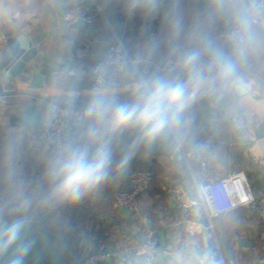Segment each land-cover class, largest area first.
I'll list each match as a JSON object with an SVG mask.
<instances>
[{
    "label": "crops",
    "instance_id": "obj_1",
    "mask_svg": "<svg viewBox=\"0 0 264 264\" xmlns=\"http://www.w3.org/2000/svg\"><path fill=\"white\" fill-rule=\"evenodd\" d=\"M73 3L88 5L91 23L65 24L64 13ZM145 25L139 13L131 18L126 15L123 0H0V52L10 35L25 34L54 65L49 83L31 88L29 78L16 77L17 93L0 97V155L4 147L14 143L23 175L33 184L41 183L50 158L40 139L42 128L49 124V102L85 104L87 92L95 83L89 66L116 42L114 33L131 48ZM158 26V19L148 24L152 31ZM84 44L88 50L79 58L75 52ZM245 78L244 91L224 104L205 100L195 106L191 140L182 152L164 143L166 153L142 147L127 169L119 171L116 164L130 143L125 137L117 143L112 171L103 184L75 204L41 206L28 218L36 220L48 214L37 225L55 238L69 264H78L90 252L108 249L110 258L98 264L141 262L133 255L134 249L149 233L157 238L158 231L163 232L166 246L158 244L153 264H195L207 252L214 253L220 264H259L258 259L264 256V222L256 207L241 206L208 217L202 206H196L190 217H184L168 191L182 184L195 193L199 168L192 151L198 140L206 138L215 141L207 156L215 176L240 170L255 194L264 189V61H253L245 69ZM234 112L243 117L242 128L233 126ZM74 131L72 125L67 126L64 139ZM134 168L149 169L153 179L139 194L137 210L123 212L115 205L112 192L127 186V173Z\"/></svg>",
    "mask_w": 264,
    "mask_h": 264
},
{
    "label": "clouds",
    "instance_id": "obj_2",
    "mask_svg": "<svg viewBox=\"0 0 264 264\" xmlns=\"http://www.w3.org/2000/svg\"><path fill=\"white\" fill-rule=\"evenodd\" d=\"M123 7L129 18L139 13L145 28L131 48L114 33L115 47L92 70L86 103L70 115L75 131L52 153L44 180H28L14 143L4 147L0 251L18 239L13 225L37 208L75 204L103 184L123 138L130 143L116 164L119 171L139 149L157 142L182 152L191 140L195 106L201 100L222 105L243 92L245 69L264 61V0H123ZM157 19V30H150ZM200 264L220 262L209 254Z\"/></svg>",
    "mask_w": 264,
    "mask_h": 264
},
{
    "label": "built area",
    "instance_id": "obj_3",
    "mask_svg": "<svg viewBox=\"0 0 264 264\" xmlns=\"http://www.w3.org/2000/svg\"><path fill=\"white\" fill-rule=\"evenodd\" d=\"M66 25L82 20L91 23L93 15L88 5L83 3H73L63 16ZM116 42L107 46L105 54L115 47ZM88 50V44L79 47L75 55L83 58ZM105 54L96 62L89 66L90 73L100 63ZM84 106L82 102H62L51 100L48 107L49 124L42 128L40 135L41 142L46 145L51 157L58 144L64 140L67 126L72 125L70 115L79 111ZM54 108V111L50 109ZM68 113V115H65ZM232 124L236 128H242L245 124L243 117L238 112L232 114ZM215 147V141L211 138L198 140L193 148L192 155L198 164V181L195 183V193L193 194L182 184L171 186L168 191L172 195L174 202L180 208L184 217H190L192 209L202 206L208 217L225 214L237 207H256L259 219L264 222V189L255 194L247 180L246 175L238 170L215 176L207 163L208 152ZM153 179V174L145 168H134L127 173V186L112 192V198L117 207L125 208L126 211H135L138 208V196L144 191ZM111 251L99 250L86 254L80 258L78 264H98L110 258ZM158 254V241L153 233H149L145 240L138 245L133 255L141 259V262L128 261L126 264H153ZM211 255L215 260V254L207 252L200 255L195 264H200V260L206 255ZM259 264H264V256L259 259Z\"/></svg>",
    "mask_w": 264,
    "mask_h": 264
},
{
    "label": "water",
    "instance_id": "obj_4",
    "mask_svg": "<svg viewBox=\"0 0 264 264\" xmlns=\"http://www.w3.org/2000/svg\"><path fill=\"white\" fill-rule=\"evenodd\" d=\"M76 23L84 22L78 20ZM53 68L54 65L45 60L43 53L37 50L35 41L30 36L10 35L6 40L5 48L0 52V97L17 93L14 86L16 77L29 78L31 88H39L44 83H49ZM200 102L204 104L205 100ZM261 136H264V126ZM145 149L149 152H167L162 142H157L151 148ZM119 209L126 211L122 207ZM47 217L48 214H43L36 220L27 218L21 221V224L13 225L19 229V236L8 248L0 251V264H12L14 260H19V264H69L68 257L55 238L37 225V222H42ZM11 221L12 218H4L5 224H10ZM157 241L159 245L166 246L162 231L157 232ZM245 244L251 245V243Z\"/></svg>",
    "mask_w": 264,
    "mask_h": 264
}]
</instances>
